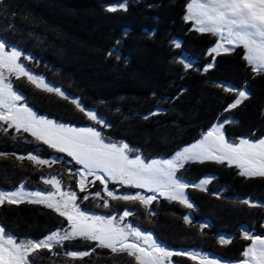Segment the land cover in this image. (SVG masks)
<instances>
[{"label":"trees","instance_id":"16d2710c","mask_svg":"<svg viewBox=\"0 0 264 264\" xmlns=\"http://www.w3.org/2000/svg\"><path fill=\"white\" fill-rule=\"evenodd\" d=\"M189 2L0 0V40L8 45L6 49L29 55V59L20 57L25 66L60 88L68 99L15 72L4 70L3 74L37 116L93 128L103 140L125 143L130 155L146 160H171L216 122H223V133L231 142L263 138L264 72L253 70L242 46L217 55L209 52L218 37L197 31L185 19ZM108 7L116 10L108 11ZM184 63L191 67L185 69ZM225 87L237 91H225ZM239 90H246L248 98L228 108ZM73 100L101 120L89 119ZM3 128L7 125H0V192L20 186L51 191L52 184L45 180L55 178L66 192L76 194L75 205L89 216L115 217L119 227L148 232L167 248L200 250L231 262L242 261L252 243L242 238L243 231L264 238V177L242 176L238 167L226 162L188 161L176 170V176L190 183L210 177L203 191L186 188L192 207L168 197L148 205L112 199L105 185L118 196L139 189L108 178L104 183L97 178L91 181L92 177L81 191L83 169L71 156L29 132ZM30 154L46 163L16 159ZM244 199L258 206L241 203ZM125 210L131 214L124 216ZM188 214L191 220L186 223ZM203 222L208 224L201 228ZM0 226L17 243L39 242L54 231L70 230L66 217L43 203L27 201L0 205ZM222 235L230 237L226 246L220 243ZM68 252L89 255L73 258ZM29 259L32 264H136L126 252L113 253L83 238L53 243L52 251L39 249ZM169 261L203 264L187 255H172L165 263Z\"/></svg>","mask_w":264,"mask_h":264},{"label":"snow or ice","instance_id":"6c2138e0","mask_svg":"<svg viewBox=\"0 0 264 264\" xmlns=\"http://www.w3.org/2000/svg\"><path fill=\"white\" fill-rule=\"evenodd\" d=\"M124 7V5H120ZM116 8L108 7V11H115ZM186 20H195L197 31L209 32L218 35L226 43L236 46H243L246 50L244 59L253 70L264 72V0H190L187 4ZM119 43V41H118ZM180 47L179 42H174ZM8 45L0 40V69H7L18 75H26L28 80L42 87L45 91L55 92L57 95L68 99L58 87L49 86L42 78H38L26 71L21 63H18L22 53L13 49L6 52ZM223 44H217L212 52H219ZM228 51L229 49H224ZM112 55V53H109ZM27 58V57H25ZM119 58V57H118ZM183 62V61H182ZM212 65H209L211 67ZM185 69L191 67L184 63ZM6 77L0 72V125H7L3 131L15 128L30 132L32 136L58 151L67 154L86 169L81 173V191H84V182L87 176H96L104 183L103 177L121 184H128L137 188H144L150 192H159L160 195H167L171 200H179L187 207H192L184 196V189L190 185L181 181L175 175L178 168L184 166L185 162H204L215 160L229 165L236 164L241 169L240 175L245 177H264V139L250 141L241 139L239 144L224 140L223 135L218 136V142H209L213 133H219L220 127L213 126L203 140L179 151L171 160L163 162L152 161L145 163L139 156L129 159L126 154L129 146L126 144L117 145L106 142L101 134L93 128H68L63 125L53 124L51 121L37 117L27 107L18 108L16 102L21 99L12 90L11 86L5 83ZM225 91H237L236 89L224 88ZM246 90L238 91V98L228 105V108H235L242 100L248 98ZM82 112L89 119L100 121L101 118L93 111L86 110L77 101L73 100ZM227 110V109H226ZM17 160H30L36 164H45L46 161L35 155L17 156ZM98 174H102L98 175ZM208 180H201L199 184H192V187H199L202 191ZM51 183L59 193L61 200H55L56 193H49L47 196L40 192L25 194L23 186L20 190L13 192H0V205L19 204L25 199L28 203H43L46 207L53 209L59 215L66 217L69 221L70 230H58L52 232L39 242L28 241L17 243L11 236H5L4 228L0 227V264H32L29 259L31 253L39 249L52 251L53 243L61 244L65 240L83 238L97 242V246L110 249L113 253L126 252L128 256L134 257L136 264H165L166 258L172 255H187L189 259H197L192 253L170 252L161 247L150 235L143 234L139 229L132 226L119 227L114 224L115 217L89 216L80 210L76 205V194L74 192H61L60 181L53 178L45 180ZM106 194L112 199L139 200L142 204L148 205L156 196L135 195L118 196L107 190ZM99 196V193L96 194ZM87 199V197H85ZM241 203L249 207H256L255 203L244 199ZM105 207L108 202L105 201ZM71 208V211H69ZM131 214L125 210L124 216ZM122 219V218H121ZM185 222H189L185 217ZM204 225H201L203 228ZM63 231V234H61ZM129 236L135 237L137 241L143 240L144 246L128 242ZM245 239L249 237L245 234ZM221 243L229 241L221 238ZM68 256L77 258L89 255L88 252H68ZM243 255L250 258L244 264H264V238L254 237L253 244ZM202 259H207L202 258ZM169 264L171 262L169 261Z\"/></svg>","mask_w":264,"mask_h":264},{"label":"rangeland","instance_id":"374dc122","mask_svg":"<svg viewBox=\"0 0 264 264\" xmlns=\"http://www.w3.org/2000/svg\"><path fill=\"white\" fill-rule=\"evenodd\" d=\"M190 3V2H189ZM187 15V14H186ZM192 23H193V25H194V27L197 29L198 28V25H197V23H196V21L195 20H191V19H189ZM217 37H218V42L215 44V45H213L212 47H210V50H209V52H211V53H213L214 55H217V54H219V53H221V52H229V51H232L233 49H235L236 47H234L233 45H230V44H228V43H226L224 40H222L221 38H220V36H218V35H216ZM217 44H223V48L217 53V52H212L211 51V49L212 48H215L216 46H217ZM243 47V46H242ZM13 49H15V48H12V47H9L8 49H5V51L6 52H10V51H12ZM224 49H229L228 51H225ZM15 50H18V49H15ZM18 51H20V50H18ZM21 52V51H20ZM245 52H246V50H245ZM22 53V52H21ZM21 56H24V57H27L26 59H29L30 57H29V55H26V54H24V53H22V55ZM18 63H21L23 66H24V68L26 69V71L27 72H29L30 74H32V75H34V76H37L38 78H42L41 76H39V75H37V74H35V73H33L32 71H30L26 66H25V64H24V62L22 61V59L20 58L19 60H18ZM252 67H253V65H252ZM4 70H7V69H0V71H4ZM17 74V73H16ZM17 76H20V75H18L17 74ZM21 76H24V77H26L27 79H28V77L26 76V75H21ZM44 81H45V83H47L49 86H53V87H55L54 85H52L51 83H49V82H47L44 78H42ZM5 83H7V81L5 80ZM7 84H9V83H7ZM10 85V84H9ZM36 85V84H35ZM11 86V85H10ZM12 88V87H11ZM41 89H43L42 87H40ZM13 90V89H12ZM14 92H15V94L16 95H18V96H20L21 97V99L20 100H18L17 102H16V104H17V107L18 108H23V107H27L24 103H22L23 102V97H22V95L21 94H19L18 92H16L15 90H13ZM237 99V98H236ZM28 108V107H27ZM32 113H34L33 112V110L32 109H30V108H28ZM89 111H91V110H89ZM35 114V113H34ZM36 115V114H35ZM37 116V115H36ZM37 117H39V118H42V119H44V120H48V119H46V118H43V117H40V116H37ZM48 121H51V120H48ZM53 124H56V125H63V124H59V123H56V122H54V121H51ZM63 126H65V127H68V128H76V129H80V128H89V127H76V126H69V125H63ZM213 126H218V127H220V132L219 133H213V135L211 136V137H209V142H218V136L219 135H223V138H224V140H226V141H228V142H231V141H229V140H227L226 139V137H225V135H224V133H223V122H216ZM213 126L212 127H210L209 129H208V131H207V133L209 132V131H211L212 130V128H213ZM97 131V130H96ZM98 132V131H97ZM30 133V132H29ZM207 133L200 139V140H198V141H201V140H203L204 139V137L207 135ZM242 139H245V138H242ZM261 139H264V137L263 138H261ZM241 140V139H240ZM240 140L238 141V142H232V143H235V144H239V142H240ZM198 141H196V142H194V143H192L191 145H193V144H195V143H197ZM250 141H258V140H250ZM107 142V141H106ZM46 144V143H45ZM121 144H125V143H121ZM121 144H117V145H121ZM47 145H49V144H47ZM191 145H189V146H187V147H190ZM186 148V147H185ZM56 149V148H55ZM180 151H182V150H180ZM64 153H66L67 154V152H64ZM127 155H128V157H129V159H134V158H136L137 156H139L145 163H151L152 161H160V162H163V161H166V159H163V158H153V159H150V160H146L145 158H143L141 155H130V153H129V151H127V153H126ZM72 159H73V157H72ZM74 161H76L75 159H73ZM205 161H215V160H205ZM216 162V161H215ZM224 162H226L227 164H228V162L227 161H224ZM233 166H236L237 167V165L236 164H232ZM82 166V165H81ZM239 168V167H238ZM82 169H83V173L84 172H86V169H84L83 168V166H82ZM239 170L241 171V169L239 168ZM98 175H101L102 176V174H98ZM176 175V174H175ZM92 177H94V178H96V176H87V178H86V180H85V182H84V186L87 184V183H89L90 182V179L92 178ZM107 177H103V179H104V182H105V179H106ZM209 179H210V177L209 176H205V177H203L202 179H200V180H198V181H196V182H193V183H190V182H187V181H185V180H182L181 179V181L182 182H184V183H187V184H189L190 186L192 185V184H199V182L201 181V180H208L209 181ZM80 180H81V176H80V178H79V184H80ZM80 186H81V184H80ZM206 187V185H204V188ZM137 188V187H136ZM21 189V186L18 188V189H16V190H13V191H17V190H20ZM139 189V192H137L139 195H141V196H145V197H148V196H156L157 198L155 199V200H158V199H161V198H167V195H160V193L159 192H150V191H147L146 189H144V188H138ZM13 191H4V192H13ZM23 191H24V193L25 194H29V193H33V192H40L42 195H44V196H47V194H49V193H56V195H55V200H57V201H59V200H61V197H60V195H59V193H57L56 192V189L52 186V190L51 191H39V190H36V191H30V190H27L26 188H24L23 187ZM60 191L61 192H66L61 186H60ZM136 193V194H137ZM121 195H122V193H121ZM123 195H134V194H132V193H130V192H126V193H124ZM184 196L187 198V195H186V188L184 189ZM187 200H188V198H187ZM25 201H27L26 199H25ZM24 201V202H25ZM177 201H179L178 199H177ZM180 202V201H179ZM188 202L191 204V202L188 200ZM152 203V202H151ZM183 204V203H182ZM184 206H186L185 204H183ZM192 205V204H191ZM187 207V206H186ZM70 211V210H69ZM93 216H102V217H109V216H104V215H93ZM186 217L188 218V221H190L191 220V217H190V215L188 214V215H186ZM114 223V222H113ZM202 225H207L208 223L207 222H203V223H201ZM1 227V226H0ZM143 234H147V235H150L151 237H152V239L153 240H155V241H157L154 237H153V235L152 234H150V233H148V232H143V231H141ZM6 237L8 236V235H5ZM12 237V236H11ZM254 237H259V236H253L252 237V243L247 247V249L249 248V247H251L252 246V244H253V238ZM13 238V237H12ZM221 238H223L222 236H219V240H221ZM229 238L230 237H227L226 238V240L227 241H229ZM260 238H262V237H260ZM14 239V238H13ZM224 239V238H223ZM128 242L129 243H132V242H135V243H138V244H140V245H142V246H144L145 248H147V245L144 243V241L143 240H140V241H137L136 240V238L135 237H132V236H129V238H128ZM158 242V241H157ZM159 243V242H158ZM221 243V242H220ZM160 244V243H159ZM221 245L222 246H226V243H221ZM160 246L161 247H163V248H165L166 250H168V251H170V252H173V253H176V252H180V253H192V254H195L196 256H197V259H194V260H198V261H200V262H202L203 264H244V262L246 261V260H249L250 258H248V257H245L244 256V259L242 260V261H240V262H231V260L230 261H227V260H223V259H221V258H218V257H215V256H212L211 254H208V253H205V252H202V251H199V250H194V249H187V250H173V249H170V248H167L166 246H163V245H161L160 244ZM246 249V250H247ZM207 258L206 260L205 259H202V258ZM166 264V263H165Z\"/></svg>","mask_w":264,"mask_h":264},{"label":"built area","instance_id":"2783aa9c","mask_svg":"<svg viewBox=\"0 0 264 264\" xmlns=\"http://www.w3.org/2000/svg\"><path fill=\"white\" fill-rule=\"evenodd\" d=\"M243 237H245V234H243Z\"/></svg>","mask_w":264,"mask_h":264}]
</instances>
